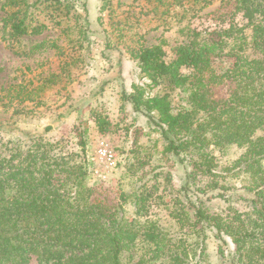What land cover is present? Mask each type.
I'll return each mask as SVG.
<instances>
[{
  "label": "trees",
  "instance_id": "16d2710c",
  "mask_svg": "<svg viewBox=\"0 0 264 264\" xmlns=\"http://www.w3.org/2000/svg\"><path fill=\"white\" fill-rule=\"evenodd\" d=\"M176 1L186 13L212 0ZM235 7L243 22L177 44L170 59L166 41L132 51L144 82L125 98L159 129L166 153L192 166L182 196L168 205L180 233L149 215L146 183L114 198L96 196L85 155L42 136L16 139L0 145V264H208L211 233L233 244L230 259L219 246L225 264H264V0H235ZM71 8L67 0H5L4 27L17 42L44 33L49 22L62 25ZM69 59L39 89L59 84ZM93 117L100 133L114 127L97 111ZM232 145L238 156L219 164L213 149ZM228 178L242 183L230 194ZM209 193L224 199L223 211L206 205Z\"/></svg>",
  "mask_w": 264,
  "mask_h": 264
},
{
  "label": "rangeland",
  "instance_id": "374dc122",
  "mask_svg": "<svg viewBox=\"0 0 264 264\" xmlns=\"http://www.w3.org/2000/svg\"><path fill=\"white\" fill-rule=\"evenodd\" d=\"M67 1L72 4L71 13L62 19V25L49 22L44 33L25 35L15 42L4 27L5 0H0V97L6 95V104L0 100V123H5L0 127V145L42 136L67 152L85 155L96 196L114 198L120 190L129 192L144 182L152 194L149 215L171 232L180 233L168 205L175 196H182L180 189L192 166L188 160L182 161L184 156L166 153L159 129L125 98L133 83L144 82L132 51L166 41L164 48L170 59L177 44L216 37L219 29L243 22L235 0H212L204 8L200 2L187 14L176 0H161L160 4L158 0ZM184 3L185 7L191 5L188 0ZM69 55L72 63L61 82L39 89L45 77L60 73L64 62L70 63ZM173 96L175 105H182V94L175 92ZM95 111L114 124L111 131L99 132ZM102 147L114 154L115 164L100 153ZM212 152L225 166L240 149L232 145L228 151ZM227 181L228 194L242 185L238 179ZM202 199L213 211L227 206L222 197L211 193ZM126 210L131 218L134 207L128 204ZM207 242L205 263L225 264L220 260L219 246L230 259L234 247L229 238L223 243L211 233Z\"/></svg>",
  "mask_w": 264,
  "mask_h": 264
},
{
  "label": "built area",
  "instance_id": "2783aa9c",
  "mask_svg": "<svg viewBox=\"0 0 264 264\" xmlns=\"http://www.w3.org/2000/svg\"><path fill=\"white\" fill-rule=\"evenodd\" d=\"M100 153L104 155L108 163L115 164L114 154L108 148L102 147Z\"/></svg>",
  "mask_w": 264,
  "mask_h": 264
}]
</instances>
